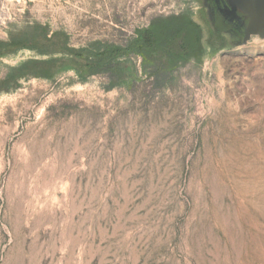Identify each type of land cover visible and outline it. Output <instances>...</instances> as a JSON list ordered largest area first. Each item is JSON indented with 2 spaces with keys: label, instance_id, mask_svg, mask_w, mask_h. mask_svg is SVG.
Listing matches in <instances>:
<instances>
[{
  "label": "rangeland",
  "instance_id": "rangeland-1",
  "mask_svg": "<svg viewBox=\"0 0 264 264\" xmlns=\"http://www.w3.org/2000/svg\"><path fill=\"white\" fill-rule=\"evenodd\" d=\"M180 15L195 56L131 46ZM0 44V264H264L256 0H0Z\"/></svg>",
  "mask_w": 264,
  "mask_h": 264
},
{
  "label": "trees",
  "instance_id": "trees-1",
  "mask_svg": "<svg viewBox=\"0 0 264 264\" xmlns=\"http://www.w3.org/2000/svg\"><path fill=\"white\" fill-rule=\"evenodd\" d=\"M242 13L241 15H243ZM183 16L184 15L172 16L150 23L146 28L137 31L136 38L133 40L131 46L143 48L145 51H160L167 49L176 61L179 59H189L195 56L200 45L199 27L189 18ZM215 25L219 31L225 30L223 27L224 24L220 19L215 20ZM44 34H46V32H44ZM22 45L24 44H19V46ZM7 47L14 46L0 44V54L7 51ZM123 50L125 49L111 47L108 50L105 49L99 52L98 56L101 57V55L105 54L107 51L113 52L114 55H118L121 54ZM38 65L41 64L38 63ZM28 74L37 75V70L31 69V66L30 68H21L12 74L11 79L16 81L18 78ZM49 75L50 73H46V76ZM7 82L8 80L1 81L4 85H6ZM4 85L0 87V89H5L6 86Z\"/></svg>",
  "mask_w": 264,
  "mask_h": 264
},
{
  "label": "flooded vegetation",
  "instance_id": "flooded-vegetation-1",
  "mask_svg": "<svg viewBox=\"0 0 264 264\" xmlns=\"http://www.w3.org/2000/svg\"><path fill=\"white\" fill-rule=\"evenodd\" d=\"M235 12H236V14L239 16V17H241V18H245L246 17V14L245 13H242V11H239V8L237 9H235ZM240 13V14H239ZM241 13L243 14V15H241Z\"/></svg>",
  "mask_w": 264,
  "mask_h": 264
},
{
  "label": "water",
  "instance_id": "water-1",
  "mask_svg": "<svg viewBox=\"0 0 264 264\" xmlns=\"http://www.w3.org/2000/svg\"><path fill=\"white\" fill-rule=\"evenodd\" d=\"M238 2V1H237ZM257 3H259L264 8V0H256ZM247 8V6H246ZM241 9L244 11L246 10L244 7L241 6Z\"/></svg>",
  "mask_w": 264,
  "mask_h": 264
},
{
  "label": "bare ground",
  "instance_id": "bare-ground-1",
  "mask_svg": "<svg viewBox=\"0 0 264 264\" xmlns=\"http://www.w3.org/2000/svg\"><path fill=\"white\" fill-rule=\"evenodd\" d=\"M257 15V14H256Z\"/></svg>",
  "mask_w": 264,
  "mask_h": 264
}]
</instances>
